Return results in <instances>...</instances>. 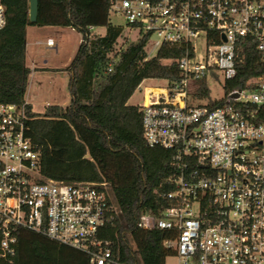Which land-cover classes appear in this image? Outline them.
I'll use <instances>...</instances> for the list:
<instances>
[{"label":"built area","instance_id":"obj_1","mask_svg":"<svg viewBox=\"0 0 264 264\" xmlns=\"http://www.w3.org/2000/svg\"><path fill=\"white\" fill-rule=\"evenodd\" d=\"M109 4L127 26L159 37V48L183 51L179 80L145 90L143 139L174 151L178 174L168 180L174 190L163 195L170 206L158 217L142 216L139 227L169 232L173 264H264V70L245 88L226 89L248 42L264 62V0ZM5 11L0 0V31ZM203 81L222 82V107L199 99ZM26 120L24 107L0 104V259L16 254L23 230L86 254L90 264H124L103 238L119 214L107 184L43 178Z\"/></svg>","mask_w":264,"mask_h":264},{"label":"trees","instance_id":"obj_2","mask_svg":"<svg viewBox=\"0 0 264 264\" xmlns=\"http://www.w3.org/2000/svg\"><path fill=\"white\" fill-rule=\"evenodd\" d=\"M2 2L7 24L0 31V104L24 107L27 135L40 153V175L68 184L106 183L119 212L103 236L110 242L113 259L124 264H166L172 254L165 246L169 232L144 230L139 222L144 215L160 216L170 206L163 195L174 190L168 180L178 174L175 154L145 143L141 110L128 101L146 79L177 82L182 49L162 44L148 58L150 35L141 30L138 42L117 48L124 29L110 22L109 0H39L35 24L29 22V0ZM29 26L71 28L81 35L69 66L53 70L71 75L66 107L49 105L38 113L26 102L31 75L26 64ZM97 28L105 33H96ZM263 70L262 56L248 42L238 75L226 89L245 88ZM196 92L199 99L209 101L210 109L224 105L211 99L205 81ZM0 264L90 263L78 250L22 230L16 254L0 259Z\"/></svg>","mask_w":264,"mask_h":264},{"label":"rangeland","instance_id":"obj_3","mask_svg":"<svg viewBox=\"0 0 264 264\" xmlns=\"http://www.w3.org/2000/svg\"><path fill=\"white\" fill-rule=\"evenodd\" d=\"M110 22L114 26L123 27L124 31L121 38L118 41L117 48L127 43H136L140 39V34L137 29H132L126 25L125 20L116 14H110ZM53 28V27H51ZM47 29L41 30L40 27L29 26V42L39 40L41 42L46 40L45 34L49 32ZM51 31H59L58 36H53L54 46H47V44H40L35 46L36 51L41 56V62L47 60V67L61 69L68 65L76 55V52L81 43V35L72 31L71 28L53 29ZM96 33L104 34V28H97ZM160 39L156 35L152 36L146 45L147 57L151 58L155 56L159 49ZM203 41L197 43L198 47L202 50ZM32 48V47H30ZM41 62L37 64V67H41ZM37 70V69H36ZM39 70V69H38ZM212 100H221L224 98V89L222 88V82L215 83L209 81L208 83ZM167 86V81L163 79H146L137 88L133 96L128 101V105L140 108L144 104V95L147 88H164ZM192 91V89H190ZM54 95V96H53ZM53 97L70 98L68 91V79L64 72H45L33 74L30 79V85L26 94V98L32 103L34 111L38 113L44 112L46 106L50 104ZM206 103L207 101H202ZM201 102V103H202ZM197 103V102H196ZM175 260L168 257L166 264H173Z\"/></svg>","mask_w":264,"mask_h":264},{"label":"crops","instance_id":"obj_4","mask_svg":"<svg viewBox=\"0 0 264 264\" xmlns=\"http://www.w3.org/2000/svg\"><path fill=\"white\" fill-rule=\"evenodd\" d=\"M41 30H44V29H47V31L49 29L53 30V29H60L58 27H44V28H40ZM49 31L45 34V37H46V40L41 42L39 40H36L34 42H29L28 41V37H29V27L27 28L26 30V64L27 66L31 69V75H30V79H31V76L33 74H37V73H45V72H55L53 70H63L65 68H67L69 66V63L68 65L64 66L63 68L61 69H55V68H49L47 67V63L48 61L47 60H44V62H41V56L39 55V53L36 51L35 49V46L37 45H40V44H45L46 45V42L48 39H52L54 41L55 38H53V36H58L59 34V31ZM72 31H75L73 29H71ZM80 45V44H79ZM32 47V48H30ZM77 53V52H76ZM72 61V60H71ZM41 62V67H37V64ZM37 69V70H36ZM39 69V70H38ZM45 71H42L44 70ZM47 70V71H46ZM60 72V71H59ZM64 74L66 75L67 79H68V82H69V79H70V74L68 72H64ZM30 79H29V84H28V88H29V85H30ZM28 91V90H27ZM54 96V95H53ZM52 102L50 104H48L47 106L49 105H58V106H62V107H66L70 104V98H59V97H53V99L51 100ZM26 102L30 105H32L31 102H29L26 98ZM46 106V107H47ZM33 107V106H32Z\"/></svg>","mask_w":264,"mask_h":264},{"label":"water","instance_id":"obj_5","mask_svg":"<svg viewBox=\"0 0 264 264\" xmlns=\"http://www.w3.org/2000/svg\"><path fill=\"white\" fill-rule=\"evenodd\" d=\"M39 0H29V22L35 24L38 18Z\"/></svg>","mask_w":264,"mask_h":264}]
</instances>
